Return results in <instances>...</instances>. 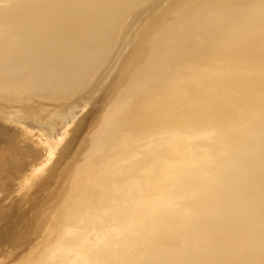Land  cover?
<instances>
[{"label":"bare ground","instance_id":"6f19581e","mask_svg":"<svg viewBox=\"0 0 264 264\" xmlns=\"http://www.w3.org/2000/svg\"><path fill=\"white\" fill-rule=\"evenodd\" d=\"M211 1L199 0L191 7L185 4L171 10L168 14L169 21H172L171 24L153 30L143 44L137 48V53H134L135 60L139 62L137 54L147 47L149 51L155 50L143 64H150L153 61H158L160 64L174 61L172 56H175L176 50L173 49L175 45H178L177 38L180 37L177 36L174 42L169 41V44H166L168 42H165L166 38L173 35L172 31L176 30L171 26L178 17H196L197 13L199 14L204 7L212 3ZM10 2H15L22 8L16 13H10L12 18L8 20L5 18L8 17L5 16L7 12L2 6ZM72 8L74 7L69 0H0V93L6 91L12 94L13 98L10 101L23 104L33 102V97L55 101L61 97L74 96L83 89L88 78L91 77V72L70 76V64L66 62L71 55L73 56L72 53L79 50L78 46L75 47L76 44L80 40L84 41L75 35L85 25L84 18L59 15V13L70 12ZM69 9L71 10L67 11ZM34 15L43 17V23H40L47 29L56 24V27L61 29L59 36L52 39L49 36L36 34ZM119 18L115 15V24L113 23L115 29ZM36 23L39 24V19ZM203 29L206 27L204 26ZM195 37V34L191 32L189 35L182 36L180 41L187 40L194 46L196 42L202 40L201 37ZM175 62L182 68L195 65L194 62L186 60L180 63ZM135 65L133 64L125 75L129 79L137 73L136 69L131 70ZM147 76L149 75L145 68H142L137 79L140 86L148 82ZM9 86L11 88L7 89ZM164 92L158 94L159 99L155 101L156 105L161 100L165 101ZM114 101L109 100L107 105L103 104L106 108L102 115L98 108L101 104H98L97 108L95 106V112H98L96 114L102 117L97 120L99 124L95 122L91 126L92 116L79 124L74 129V133L72 132L70 140L63 148L59 147L62 150L57 159L47 169L36 174H33V168L35 162L40 159V149L31 147L29 150H24L23 146L27 145L23 144L25 139L22 134L0 127V138H2L0 139V175L11 178L20 189V187L30 188L36 180L40 182L58 173L62 165L66 166L78 154L76 146L79 145V137L89 127L90 133L94 129L92 131V136H94L102 127V120L106 116L109 120L110 117L115 116ZM163 106L167 104L161 103L158 107L154 106L153 111ZM145 107L136 114L126 113L118 117L115 125L113 124L115 129L108 130L109 133H114L112 137H108L105 143L100 142L90 146L75 170L68 175L65 183L57 187L50 184L45 191L33 196L29 200L30 203L26 205L25 212L13 210V208L5 210L0 206V264H264V220L261 221L264 218L262 216L264 215L262 212L264 211L262 209L264 207V196H262L264 194V165L256 167L254 155L257 150L253 151L258 145L244 138H233L227 143L224 141L219 143L224 154L222 159H217L213 154L209 156V161L217 162L224 168L226 179L229 181L237 179L240 186L247 189L253 197L245 200V196L240 195L234 199L235 201H221L219 205H222L213 212V209L209 210L211 212L203 211L208 201L210 203L211 200L210 188L217 186L216 183H210L211 174H206L203 170L208 175L207 183L210 188L203 193L199 191L198 195L202 197L193 198L195 202L205 204L198 208V210L201 209L200 213L192 215L194 213L187 211L184 216L182 215L184 219L180 218L181 215L172 219L167 218L160 211L149 213L148 209L143 210L139 206L153 205L151 197L158 190L151 188L157 185V189L164 188L163 172L169 169L163 166L165 138L158 132L155 133L152 141L149 136L138 135L140 134L139 129L147 127V122L150 121L148 115L143 118L139 117V115L142 116L152 111L148 109L150 106ZM259 108H261L260 111L250 110L252 113L249 115L264 120L262 118L264 116H261L264 115V108ZM245 112L242 111L240 114L245 116L247 114ZM165 115L158 120L160 125L167 123L165 122L167 116L174 118L176 123L177 116ZM226 121L232 128L234 121L230 119ZM134 123L137 124L133 125ZM229 126L221 132L228 138L231 137L229 133H232ZM168 129V127L159 129V132L165 134ZM171 129L174 131L176 127L171 126ZM211 131L209 130L208 133L205 130H196L191 132L192 138L200 137L204 142L212 143L214 140L213 136H210ZM177 134L180 133L175 132L172 137L178 138ZM94 138L96 139L97 135ZM232 147L244 153L234 152ZM115 149L120 151V156L126 152L122 161L117 160L118 166L131 165L130 158H133L132 164L133 162L139 164L138 168H135V173L128 176L127 173L115 174ZM150 150L156 151L154 157H151ZM102 157L105 161L100 160ZM256 158L264 161V155H256ZM250 159L252 163H249ZM202 161L198 159L196 162L202 166ZM151 165L155 166L154 170L158 167L155 178L150 177ZM172 168L178 173L187 171L184 166H178L177 163H174ZM234 168L238 170L231 172ZM65 174L58 175L55 181L57 183L62 181ZM115 180L119 183L117 189L120 187L123 189L122 186L129 185V188L134 190L127 191L129 193L122 192L121 196L119 195L121 198L118 199V196L115 197L119 194L115 189ZM228 180L224 183L229 182ZM220 182L223 183V181ZM3 192L0 182V201L5 198L6 192ZM254 193L261 197L257 195L255 198ZM52 195H55V199L51 200ZM201 198L203 200L200 201ZM70 199L74 201V205L70 203ZM119 200L123 202L122 207L116 204ZM137 200L139 203L143 202L135 209L133 203ZM209 214L213 215L214 222L211 221L212 217L209 221ZM125 220L129 221L123 224ZM130 220H133V223L138 222V229L136 234L122 241L118 237L129 229L128 226L132 223ZM174 235L179 237L175 238ZM213 242L219 250L225 248V252L213 253L212 249L217 248L214 247Z\"/></svg>","mask_w":264,"mask_h":264},{"label":"water","instance_id":"95a60500","mask_svg":"<svg viewBox=\"0 0 264 264\" xmlns=\"http://www.w3.org/2000/svg\"><path fill=\"white\" fill-rule=\"evenodd\" d=\"M96 1L69 0L74 8L67 10H71L70 12L59 13L61 17H83L86 22L82 30L75 33L84 41L80 40L76 44L75 47L78 46L79 50L72 53L73 56L71 55L66 61L70 64V76L91 72V77L88 78L83 89L75 93L74 96L71 95L67 98L61 97V99L51 101L42 97H33V102L29 101L23 104L10 101L13 95L6 93V91L0 93V127L4 130L9 128V131H17L20 135L25 136L27 135L25 127L48 128L46 123L35 121L37 116L41 115L42 107L51 108L52 114L53 111L61 110V115L67 118L65 123H68L69 117L78 116L83 112L84 107L90 103L92 107L79 120L78 124L84 123L92 116V120L90 119L92 126L93 123L95 124L97 120L102 118L96 114L98 112H95L94 107L97 108L98 104H101V107L98 106V108L102 115L106 108L103 104L107 105L109 100H115V116L110 117V120L106 116L102 120V127L98 133H95L97 138H94L95 135L91 136L90 127L79 137L80 142L76 148H78V154L79 152L82 154L90 146L100 142L105 143L108 137H112L114 133H109L108 130L115 129L113 124L115 125L118 117L122 114H136L141 112L140 109L145 106H150L148 109L152 110V113L142 111L144 114L139 115L142 118L148 115L150 121L147 122V127L139 129L138 133L140 134L138 135L149 136L150 141H152L153 136L158 132L165 138L163 166L169 171L163 172V183L165 182L163 189H157L158 185L151 188L158 190L151 197L153 205H148L147 208L141 207L139 205L143 201L139 203L137 200L136 203H133L135 209L139 206L140 209H148L149 213L160 211L164 216L171 219L180 217L179 215H181L180 218L184 219L183 216L187 211L196 215L201 212V209L198 210V208L205 204L195 202L193 198L202 197L198 195L199 191L203 193L210 188L207 183L209 180L207 173H210L212 177L209 180L210 183H216L217 186L210 188L211 200L210 203L208 201V207L205 206L206 209L203 211L213 209V212L222 205H219L221 201H235L234 199L240 195L245 196V200L253 197L247 189L240 186L237 179L234 181L226 179L224 168L217 162L209 161V156L213 154L217 159H222L224 154L219 143L223 141L227 143L233 138H244L249 142L252 141L253 144L256 143L258 146L253 151L257 150L258 153H261L260 155H264V120L249 115L250 110L253 112L260 111L261 108L259 107L264 108V0H212V3L204 7L199 14L197 13L196 17H178L171 26L176 30L172 31L173 35L166 38L165 42L168 41L166 44H169V41L174 42L173 40L177 36L181 38L191 32L195 34V38L201 37L202 40L200 39L201 42H196L192 46L187 40L182 39L183 41H180V38H177L178 45H175L173 49L176 50L175 56L171 52L174 61L162 64L158 61L143 64L147 57L153 55L155 50L149 51L147 47L137 54L139 55V62L136 61L134 57L137 48L143 44L153 30L171 24L172 21H169L170 17H168L171 10L180 8L185 4L187 7H191L199 0H190L189 2H187L188 0H101L98 3ZM2 7L7 12L5 16L8 17L5 18L8 20L12 18L10 13H16L22 8L15 2L5 3ZM59 15L58 17H60ZM115 15L120 17L116 29L113 25ZM34 18H36L34 22L36 34L49 36L53 39L61 33V29L57 28L56 24L51 25L50 30L42 25L43 17L36 15ZM38 19L39 24L36 23ZM204 26L206 29H203ZM184 60L194 62L195 65L190 68H182L175 62L179 61L180 63ZM133 64L136 65L131 70L136 69L137 73L129 79L125 75ZM142 68H145L149 76H147L148 82L140 86L137 79ZM178 85L179 87H177ZM10 86L7 89H10ZM160 92L165 93L166 99L157 104L160 106L163 103L167 106H163L161 109L156 108L157 110L153 111L154 106L158 107L155 101L159 99L158 94ZM242 111H246L247 114L243 116L240 114ZM162 114L177 116L176 123L174 118L167 116L166 120L168 121L165 120L167 123L160 125L158 120L164 117ZM229 119L234 121L233 125L231 124L232 128L226 121ZM97 123L99 124V122ZM135 124L137 123L133 125ZM171 126H175L176 129L173 131ZM227 126L232 129V133H229L230 138L221 133ZM167 127L169 129L166 130L165 134L159 132V129L162 130ZM196 130H205L208 133L209 130H212L210 136H213L214 141L210 143L204 142L200 137L192 138L191 132ZM175 132L181 134H177L179 136L176 139L172 137ZM234 152L244 153L237 148H234ZM257 152L254 155V163L256 167H260L264 165V161L257 159L259 157L256 158V155L260 156ZM155 153L156 151L150 150L151 157H154ZM119 154L120 151L115 149V174L127 173L128 176L135 173L139 164L134 162L132 164L133 158H130L131 165L118 166V161L123 160L126 152L122 156ZM103 158L100 160L105 161ZM198 159L203 160L202 166L197 164ZM153 162L155 161L153 160ZM172 162L177 163L178 166H184L187 171L181 172L179 170V173L176 172V169L172 168L174 164ZM151 169L150 177H154L157 175L158 167L157 170H154L155 166L151 165ZM235 170L238 168H234L231 172ZM227 180L229 182L224 183ZM219 181H223V183H219ZM117 184L119 183L115 180V189L119 193L115 197L118 196V199L121 198L122 192L129 193L127 191L132 192L134 190L129 188V185L122 186L123 189L121 187L117 189ZM254 195L257 198L258 194L254 193ZM258 196L261 197V195ZM135 198L138 199V197ZM121 202L119 200L116 204L122 207L123 202ZM70 203L74 205V201L71 199ZM173 206L174 208H172ZM127 207L129 206L127 205ZM115 210L117 211V209ZM208 218L209 221L214 220L212 214H209ZM128 221L125 220L123 224ZM130 222L132 223L129 225L130 227L128 226L129 229L124 231L118 237L119 239H126L132 234H136L138 222L133 223V220ZM178 237L175 236V238ZM213 244L215 247L216 243L213 242ZM212 251L213 253L225 252V248L219 250L217 247L213 248ZM109 261L111 262L110 259Z\"/></svg>","mask_w":264,"mask_h":264},{"label":"rangeland","instance_id":"374dc122","mask_svg":"<svg viewBox=\"0 0 264 264\" xmlns=\"http://www.w3.org/2000/svg\"><path fill=\"white\" fill-rule=\"evenodd\" d=\"M91 107H92V104L90 103L84 107L83 112H81V114H79L76 117H69L70 119L68 123H65V121H67V118L61 115V110L58 112L53 111L54 113L52 114L50 112L51 108L42 107L41 115L37 116L35 121H42L44 124L46 123L48 125V128L33 129V128H26L24 126L25 127L24 129L26 130V133L28 136L27 135L23 136V138H26L23 144L27 145V146H23V149L29 150V148L31 147L38 149V150L40 149L39 150L40 159L39 161L35 162V165L33 168L34 173L32 172L33 170L31 171V173L36 174V173L42 172V170L47 169L54 162V160L57 159V157L59 156L62 150V149H59V147L63 148L65 143L71 138L72 131L74 132V129L79 126L78 124L79 120H81L84 114ZM92 131H91V136H92ZM87 151H85V153H82V154H80L79 152V154L75 156L73 161L68 163L66 166L62 165L61 171H59L58 173H55L53 176L43 179L40 182L39 181L37 182L36 180L34 182V185L31 186L30 188L20 187L19 189L18 184L14 183V181L11 180V178H8L5 175H0V179L2 180L0 181L1 185L3 187L4 192H6L5 198L2 199V201H0V206H2L5 210L13 208V210H19L21 212L22 211L25 212V210L27 209L26 205L30 203L29 200H31L33 196L38 195L41 192L45 191V189L50 184H52L53 187H57L58 185L65 183L68 175L72 173L73 170H75V168L78 166L79 162H81L82 158L85 156ZM62 173L63 174L66 173V174L64 178L61 179L62 181H59L57 183V181H55V178L57 179V176L61 175ZM7 180L9 181L8 183L6 182ZM54 196L55 195H52L50 199L51 200L55 199Z\"/></svg>","mask_w":264,"mask_h":264}]
</instances>
